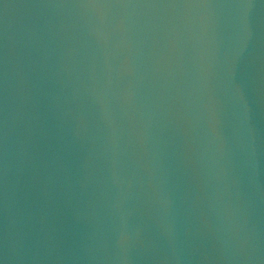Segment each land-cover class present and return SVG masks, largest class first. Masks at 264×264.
Returning <instances> with one entry per match:
<instances>
[{"label":"water","instance_id":"obj_1","mask_svg":"<svg viewBox=\"0 0 264 264\" xmlns=\"http://www.w3.org/2000/svg\"><path fill=\"white\" fill-rule=\"evenodd\" d=\"M0 264H264V0H0Z\"/></svg>","mask_w":264,"mask_h":264}]
</instances>
